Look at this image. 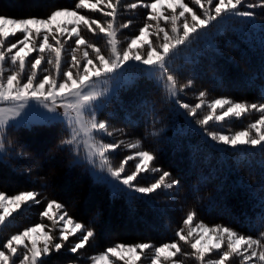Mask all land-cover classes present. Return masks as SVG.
I'll return each mask as SVG.
<instances>
[{
  "label": "snow or ice",
  "instance_id": "snow-or-ice-1",
  "mask_svg": "<svg viewBox=\"0 0 264 264\" xmlns=\"http://www.w3.org/2000/svg\"><path fill=\"white\" fill-rule=\"evenodd\" d=\"M121 8L146 10L143 26L126 38L123 47L118 35L133 21L117 23ZM257 10L264 12V0H75L71 7H55L42 16L0 14V160L12 145L11 131L58 122L67 135L54 145L55 151L67 153L71 164L85 167L94 184L104 187L112 199H123L130 211L137 202L155 208L154 198L160 195L172 203L181 195L186 199L191 193L181 192V178L160 166L157 153L143 149L140 139L105 142L117 132L126 133L113 128L110 119H99L97 113H103L119 87L132 86L142 77L162 85L174 106L173 115L183 118L189 131L199 134L210 150L233 157L237 170L242 165L251 167L250 157L257 152L264 167V92L256 101L229 96L209 100L205 89L196 94L198 102L190 104L181 95L195 82L188 78L179 83L177 73L182 66L173 67L178 59H194L188 54L194 51V43L203 41L205 48L215 49L213 38L232 22L244 25L242 32L256 26ZM259 26L264 41V21ZM85 33L103 36L108 54ZM66 45H74L70 61L63 59ZM101 81L105 87L97 86ZM109 81L113 86H107ZM250 113L258 118L240 130L223 128ZM121 147L131 154L114 165L112 155ZM11 152L18 160L27 155L15 147ZM132 161L134 168L129 171ZM32 174L31 166L21 171L31 187L14 193L0 190V227L26 215L33 206L42 207L37 213L40 222L0 240V264H46L53 254L64 253L72 254L70 264H74L96 237V227L75 219L59 199L48 198L43 191L48 187L46 177L33 179ZM142 179L151 182L142 184ZM259 183L264 192V174ZM196 218V209L189 210L175 238L158 246L152 241H118L85 260L89 264H143L144 259L150 264H186L193 258L195 264H233L239 258V264H264V231L246 235ZM91 223L96 224V219ZM181 242L191 251H185Z\"/></svg>",
  "mask_w": 264,
  "mask_h": 264
},
{
  "label": "trees",
  "instance_id": "trees-1",
  "mask_svg": "<svg viewBox=\"0 0 264 264\" xmlns=\"http://www.w3.org/2000/svg\"><path fill=\"white\" fill-rule=\"evenodd\" d=\"M124 2L133 3L135 0ZM74 3L75 0H0V14L15 18L42 16L55 7H71ZM145 12L142 8L129 11L121 8L117 23L133 21L129 29L121 30L118 35L122 47L126 46L127 37L138 34ZM256 19L257 25L243 32L241 28L244 25L232 22L213 38L215 49L205 48L202 43L192 53V61L176 60L175 64L182 66L177 73L179 83L188 78L195 82L192 89L181 95V99L195 104L198 102L196 94L205 89L209 100L219 96L248 101L261 98L264 92V41L259 22L264 21V12L257 10ZM85 35L108 54L103 36ZM72 46L66 45L63 52L65 61L71 59ZM173 107L162 85L140 77L132 86L119 87L100 116L110 119L113 128L124 129L126 133H115L112 141L134 142L140 139L143 149L154 150L157 163L171 171L174 177L181 178L184 185L181 192L190 191L186 199L181 195L172 203L160 195L154 198L155 208L137 202L135 210L130 211L123 199H112L104 187L94 184L85 167L71 164L67 153L55 151L54 145L67 135L65 126L58 122L31 129L21 127L9 133L12 145L8 147V158L0 160V190L14 193L31 187L21 176L22 169L31 166L33 179L46 177L48 187L43 191L48 198L59 199L75 219L96 227V237L82 250L90 255L118 241H152L158 246L174 239L175 231L182 226V219L193 208L197 211V221L203 220L209 226L224 224L240 233L258 236L260 231H264L261 227L264 223V192L259 183L264 174V167L260 166L261 155L257 152L250 157L251 167L242 165L237 170L233 157L224 152H214L202 144L199 134L190 132L183 118L177 119L173 115ZM206 111L204 109L200 117ZM256 118L258 114L250 113L241 119H233L223 128L240 130ZM216 129L220 128L211 126V130ZM12 147L27 154L24 160L15 158ZM130 154L121 147L115 153L116 165ZM52 155L55 159L49 158ZM28 156L34 159H28ZM134 163L127 165L129 171L133 170ZM149 181L142 179L140 183ZM41 210L42 207L36 205L26 215L16 218V223L9 225L2 239L40 222L37 213ZM94 218L96 224L91 223ZM181 243L185 251H191L189 246ZM72 261V254H53L46 264H68ZM186 264H195V261L188 258ZM233 264H239V258H234Z\"/></svg>",
  "mask_w": 264,
  "mask_h": 264
},
{
  "label": "rangeland",
  "instance_id": "rangeland-1",
  "mask_svg": "<svg viewBox=\"0 0 264 264\" xmlns=\"http://www.w3.org/2000/svg\"><path fill=\"white\" fill-rule=\"evenodd\" d=\"M186 2V1H185ZM60 20H64V19H66V18H59ZM231 25V24H230ZM225 29V28H224ZM14 39L15 38H13V42H14ZM202 43H204L203 41H200L199 43H194V44H192L191 45V49H193L194 51H190L188 54L189 55H191L192 56V53L193 52H195V50H197V47H198V45L199 44H202ZM33 55H35V54H33ZM63 55V54H62ZM63 59H64V57H63ZM179 66V63H177V64H174L173 65V67H178ZM98 87H105V85H104V83L101 81V82H98V85H97ZM107 86H109V87H111V86H113V82L112 81H109L108 82V85ZM97 115H98V118L99 119H103L101 116H100V113H97ZM223 127H227V123H225L224 125H223ZM216 130H220V129H216ZM232 131H234V130H232ZM236 131V130H235ZM105 142H112V138H107L106 140H105ZM7 153H8V150H7ZM8 157H7V154L6 155H4V157H3V159H7ZM117 159V157H116V155L115 154H113L112 155V161H113V164L114 165H116V163H115V160ZM149 182H151V181H149ZM148 182V183H149ZM16 220L17 219H15V220H11V221H9V223H8V225H6V226H3V227H0V240L2 239V237H3V235H5L6 234V232H7V229L9 228V225L10 224H14V223H16ZM45 222H47V221H45ZM38 223V222H37ZM9 230V229H8ZM70 240H72V241H74L75 240V238H70ZM87 256H90V254L88 253V252H83V251H81L80 253H79V259H78V261L77 262H74V264H89V262H87V261H83V260H81V258L82 259H85V257H87ZM68 264H70V263H68ZM143 264H150V261L148 260V259H144L143 260Z\"/></svg>",
  "mask_w": 264,
  "mask_h": 264
}]
</instances>
